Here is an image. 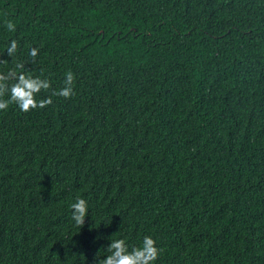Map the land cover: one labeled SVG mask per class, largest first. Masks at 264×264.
Listing matches in <instances>:
<instances>
[{"label": "trees", "instance_id": "1", "mask_svg": "<svg viewBox=\"0 0 264 264\" xmlns=\"http://www.w3.org/2000/svg\"><path fill=\"white\" fill-rule=\"evenodd\" d=\"M22 72L53 102L0 111V264H94L113 234L264 264V0H0V74Z\"/></svg>", "mask_w": 264, "mask_h": 264}, {"label": "clouds", "instance_id": "2", "mask_svg": "<svg viewBox=\"0 0 264 264\" xmlns=\"http://www.w3.org/2000/svg\"><path fill=\"white\" fill-rule=\"evenodd\" d=\"M6 27L9 31H15V24L8 21ZM18 45L15 40L10 42L8 54L13 55L16 52ZM38 50L32 49L30 55L35 57ZM23 69L22 64L17 65ZM9 75L15 77L16 82L10 87L6 84L7 76L0 74V111H5L11 104H16L20 111L29 112L37 108L43 109L52 104L51 96L37 101L36 96L42 91L50 89L51 85L47 79H40L29 74L21 73L15 76V73ZM65 86L59 91H54L53 96H60L64 99H70L74 95V74L70 71L65 74ZM6 92H10L9 99L4 100L2 97ZM72 210V220L75 226L82 229L85 225L86 217L88 216V202L80 197H77L74 203L70 205ZM113 234L112 236H114ZM109 238V244L105 249L108 253L103 258L99 257V252L94 257V264H156L163 249L157 246L156 240L152 236H144L139 246L129 247L127 241L123 238Z\"/></svg>", "mask_w": 264, "mask_h": 264}]
</instances>
